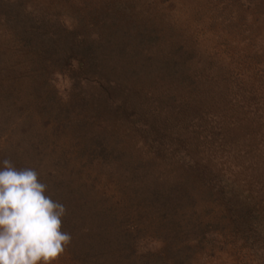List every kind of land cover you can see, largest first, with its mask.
Returning a JSON list of instances; mask_svg holds the SVG:
<instances>
[{
  "label": "rangeland",
  "instance_id": "1",
  "mask_svg": "<svg viewBox=\"0 0 264 264\" xmlns=\"http://www.w3.org/2000/svg\"><path fill=\"white\" fill-rule=\"evenodd\" d=\"M1 71L52 264H264V0H0Z\"/></svg>",
  "mask_w": 264,
  "mask_h": 264
},
{
  "label": "clouds",
  "instance_id": "2",
  "mask_svg": "<svg viewBox=\"0 0 264 264\" xmlns=\"http://www.w3.org/2000/svg\"><path fill=\"white\" fill-rule=\"evenodd\" d=\"M45 189L35 170L0 161V264H52L70 241L65 208Z\"/></svg>",
  "mask_w": 264,
  "mask_h": 264
},
{
  "label": "trees",
  "instance_id": "3",
  "mask_svg": "<svg viewBox=\"0 0 264 264\" xmlns=\"http://www.w3.org/2000/svg\"><path fill=\"white\" fill-rule=\"evenodd\" d=\"M1 74H3L2 73V71L0 72V75ZM9 83V81L8 80H6V85H4L3 87L1 86V89H0V92L2 93V94H5V92H7L6 94H9V93H11V94H9V98H10V96H11V99L13 98V94H14V92H12V89H10V85L8 84ZM3 96H6V97H8L7 95H3ZM10 103H11V107H15L16 106V103H18L17 101H16V99H15V97L13 98V101L12 100H10ZM9 104V103H8ZM10 105V104H9ZM7 111V109L6 110H4V112H6ZM10 114H12V112H10V111H8ZM7 120V119H6ZM6 120H1V122L2 123H0V139L1 140H3V139H5V141H6V139L7 138H9V136H11L12 134H13V132H15V130L16 129H18V128H20V125L22 124V122H23V118H21V117H16V120H14V121H10V120H8V122H6ZM68 125V119H66V120H59V121H57V122H53V124H51V126H49V129L51 128V129H53V131H51L50 132V134L51 135H49V137H47V138H43V141L46 143V144H48V145H54V151L53 152H51V150H48V148H47V155L48 154H52V157H50L49 155L47 156L48 157V159H51V158H54V152H55V150H56V148H61V146H60V144H58V143H60V140H59V136H64V134H65V131H66V126ZM53 127V128H52ZM25 132H23V134H24ZM8 140V139H7ZM76 141V144L78 143V140H75ZM44 142H42L41 144H42V146H44L45 145V143ZM46 151V150H45ZM1 152H3V153H0V161H3L4 159H6V157L4 156V151H1ZM44 157H45V154H44ZM17 161V160H16ZM16 165H17V162H16ZM15 165V166H16ZM36 172H37V174H38V180H39V182H41L42 184H44L43 182H44V179H43V177H42V175H40V173L37 171V170H35ZM45 185V184H44ZM45 191L47 192V188L45 189ZM45 194V193H44ZM64 220H63V216L61 217V222H63ZM82 262V263H81ZM77 264H83V261H79Z\"/></svg>",
  "mask_w": 264,
  "mask_h": 264
}]
</instances>
